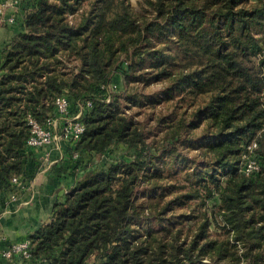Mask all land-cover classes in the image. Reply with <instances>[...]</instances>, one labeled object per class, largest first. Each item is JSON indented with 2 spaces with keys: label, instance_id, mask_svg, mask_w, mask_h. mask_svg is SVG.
Wrapping results in <instances>:
<instances>
[{
  "label": "trees",
  "instance_id": "obj_1",
  "mask_svg": "<svg viewBox=\"0 0 264 264\" xmlns=\"http://www.w3.org/2000/svg\"><path fill=\"white\" fill-rule=\"evenodd\" d=\"M19 7L0 61V192L33 177L29 158L44 166L29 115L49 125L66 94L85 129L50 219L9 263L264 264V0Z\"/></svg>",
  "mask_w": 264,
  "mask_h": 264
},
{
  "label": "crops",
  "instance_id": "obj_2",
  "mask_svg": "<svg viewBox=\"0 0 264 264\" xmlns=\"http://www.w3.org/2000/svg\"><path fill=\"white\" fill-rule=\"evenodd\" d=\"M14 7V1L10 2L7 15L14 12ZM16 29L14 23L7 22L0 15V61L6 42ZM44 150V166L38 171L33 158L27 161V172L31 174L35 171V174L25 185L0 192V248L6 244L3 240H21L48 221L55 201L66 189L69 180L65 181L59 176V170L66 166V141ZM9 262L10 260L0 258V264H10Z\"/></svg>",
  "mask_w": 264,
  "mask_h": 264
},
{
  "label": "built area",
  "instance_id": "obj_3",
  "mask_svg": "<svg viewBox=\"0 0 264 264\" xmlns=\"http://www.w3.org/2000/svg\"><path fill=\"white\" fill-rule=\"evenodd\" d=\"M14 1V12L7 15L6 11L9 8L10 2ZM22 0H0V15L4 16L7 22H15V12L20 8L19 4ZM87 104H90L88 102ZM85 105H81L80 110L76 114L71 113L70 100L66 94H62L56 99V108L58 114L50 117L48 120L49 125L40 124L34 117L29 115V124L31 133L28 138V145L34 148H47L51 145H58L62 141H76L84 131V123L81 120V114ZM257 146V142L253 141L248 145V153L244 156V164L242 170L246 174L256 172L260 169V163L255 156L254 148ZM13 183L18 187L23 186L20 177L15 176ZM6 239V237H4ZM6 241L4 247L0 248V258L6 260H12L15 256L26 257L29 255L28 239H21L17 241Z\"/></svg>",
  "mask_w": 264,
  "mask_h": 264
},
{
  "label": "rangeland",
  "instance_id": "obj_4",
  "mask_svg": "<svg viewBox=\"0 0 264 264\" xmlns=\"http://www.w3.org/2000/svg\"><path fill=\"white\" fill-rule=\"evenodd\" d=\"M131 4L133 7H135L136 9H139V0H131ZM160 84L159 83H156L153 87V90L154 89H157L159 88ZM151 88V87H150ZM150 88H148L146 91H150ZM145 109H141V112H138L139 115H142L144 113Z\"/></svg>",
  "mask_w": 264,
  "mask_h": 264
}]
</instances>
